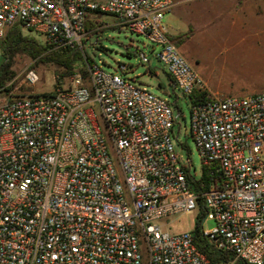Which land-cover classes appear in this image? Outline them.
Listing matches in <instances>:
<instances>
[{
	"label": "built area",
	"instance_id": "obj_1",
	"mask_svg": "<svg viewBox=\"0 0 264 264\" xmlns=\"http://www.w3.org/2000/svg\"><path fill=\"white\" fill-rule=\"evenodd\" d=\"M172 6L0 0V42L18 25L49 50L78 47L86 65L85 75L77 72L49 92L0 102V264H264V90L211 94L167 34L164 16ZM100 14L119 17L113 27L144 35L157 48L174 97L176 90L189 100L209 93L190 102L199 176L179 150L177 101L105 71L86 51L95 43L90 33L106 27L103 21L87 29L86 21H100ZM25 80L32 85L39 76L28 69ZM200 199L201 233L219 260L204 255L193 229L171 233L161 222L198 213ZM207 220L214 225L204 229Z\"/></svg>",
	"mask_w": 264,
	"mask_h": 264
},
{
	"label": "rangeland",
	"instance_id": "obj_2",
	"mask_svg": "<svg viewBox=\"0 0 264 264\" xmlns=\"http://www.w3.org/2000/svg\"><path fill=\"white\" fill-rule=\"evenodd\" d=\"M100 21L106 23L102 31L94 34L91 39L95 41L92 45H86V51L107 72H118L122 76L130 79L136 85L146 87L153 94L168 98L171 102L177 101L181 110L178 122L181 127L179 140L184 144L182 149L179 147L182 160L186 161L188 155L192 161L191 173L199 176L201 172V159L196 148L195 142L189 135L190 127V100L188 97L178 98L172 95L173 86L166 74L163 65L156 59L154 53L157 48L141 34L128 31L123 27H113L114 23L120 21L115 15H99ZM168 20V15L164 16V22ZM218 20V19H217ZM216 20V21H217ZM209 24L202 28L200 34H195L183 43H177L180 49L186 50L185 58L188 62L201 73L203 80H208L212 88H215V79L223 73L224 77H233L232 85L219 89L220 95L244 96L254 92L264 90V10H254L252 23L247 28L246 41H250L248 48L247 63L242 55L241 49L237 47L241 34L244 33H224L222 28L214 26V31ZM177 40L176 37L172 38ZM241 42V41H240ZM229 50L227 59L223 54ZM237 56L233 57L234 54ZM239 53V54H238ZM241 54V55H240ZM234 59V60H233ZM3 58L0 54V64ZM233 60V61H232ZM119 64L129 66L127 71H121ZM148 67L155 70L148 72ZM11 69L13 76L8 80L4 87H11L8 91L4 87L0 89V102L13 95L27 92H49L55 87V71L58 68L51 63H44L31 59L26 55H17L12 63ZM28 69H34L39 80L35 84H28L25 80V73ZM79 72V67L74 68L72 75L66 76L60 82L68 83L70 77ZM227 73V75H225ZM237 79H236V78ZM207 81H205L206 83ZM226 85V83L224 82ZM207 86V83H206ZM177 113V111H176ZM196 210L187 213L168 216L163 219L162 225L167 231L183 232L192 230L195 226ZM213 221L203 222L204 229L211 228Z\"/></svg>",
	"mask_w": 264,
	"mask_h": 264
},
{
	"label": "trees",
	"instance_id": "obj_3",
	"mask_svg": "<svg viewBox=\"0 0 264 264\" xmlns=\"http://www.w3.org/2000/svg\"><path fill=\"white\" fill-rule=\"evenodd\" d=\"M102 22L98 19L87 20L86 28L95 29L97 26L101 25ZM103 28H98L96 31H92L91 34L97 35ZM186 35L179 34L176 36L177 40H173L175 44L181 43ZM2 49V62L0 64V89L4 87L5 83L11 79L13 76V71L11 69L14 58L17 55H26L31 59H36L37 61L44 63L54 64L58 70L55 71V82L61 83V79L72 75L74 73V68L79 67V72L83 75L86 74L85 57L82 51L76 46H68L60 49L49 50L46 45L35 35L25 34L18 25H13L10 27L4 38L0 42ZM178 46V45H177ZM89 62L92 59L88 57ZM148 72H153L155 70L152 68L147 69ZM168 75V74H167ZM169 80L174 88V82L172 78L168 75ZM11 87H4V90L8 91ZM209 93L207 91H197L190 96V102H196L197 100H204L208 98ZM210 168L203 167V173L201 181L208 183ZM205 215V207L201 199L199 200V209L195 217V226L192 230L194 243L199 247V249L204 253V255L214 261L219 260L220 257L213 250L208 240L201 233L202 219ZM245 264V263H239Z\"/></svg>",
	"mask_w": 264,
	"mask_h": 264
},
{
	"label": "crops",
	"instance_id": "obj_4",
	"mask_svg": "<svg viewBox=\"0 0 264 264\" xmlns=\"http://www.w3.org/2000/svg\"><path fill=\"white\" fill-rule=\"evenodd\" d=\"M172 1L173 6L165 14L168 15V20L164 22L167 34L171 39L179 34H184L186 36L181 42L183 43L186 40H189L195 34H199L202 28L207 24L212 27L209 29L210 32L214 31V26H219L222 28V30L224 29V33H244L241 34L242 36H240V40H238L239 42L237 47L241 49L243 53L242 55L245 57V63H247L248 48L250 49L251 45L249 44L250 41H246V39L243 38L246 37L247 28H250L251 26L254 10H264V0ZM179 50L184 57L187 55L185 48L182 47L180 49L179 47ZM228 51L229 50L225 51L223 54L227 57V59H232L229 57ZM234 56L236 57L237 54L235 53L233 57ZM225 75H227V73ZM205 81H207V88L211 94L220 95L219 89H221L223 86L226 87L232 85L235 79L233 77H224L222 73L214 80L215 88L211 87L208 80Z\"/></svg>",
	"mask_w": 264,
	"mask_h": 264
}]
</instances>
